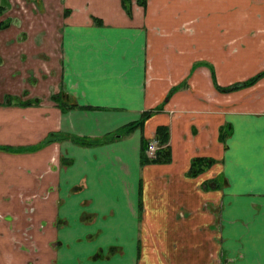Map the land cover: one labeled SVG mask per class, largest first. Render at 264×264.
<instances>
[{
    "label": "crops",
    "instance_id": "crops-1",
    "mask_svg": "<svg viewBox=\"0 0 264 264\" xmlns=\"http://www.w3.org/2000/svg\"><path fill=\"white\" fill-rule=\"evenodd\" d=\"M0 5V264H264V0Z\"/></svg>",
    "mask_w": 264,
    "mask_h": 264
},
{
    "label": "trees",
    "instance_id": "trees-1",
    "mask_svg": "<svg viewBox=\"0 0 264 264\" xmlns=\"http://www.w3.org/2000/svg\"><path fill=\"white\" fill-rule=\"evenodd\" d=\"M1 9H2V6L0 5V11H1ZM262 73H264V69L259 70V71L255 72V73H253L252 75L248 76L245 79L236 80V81L230 82L229 84H227L225 86H221V85L217 84L216 82L215 83H216V85H217L218 88L231 89V88H235V87L241 86V85L246 84V83L253 82ZM51 96L54 99H57L59 105L62 106V107L63 106H66V105L72 104V102H67L64 99V97H66V96L61 91H57V92L51 93ZM147 113L148 112H145L143 114V116L146 115ZM142 119H143V117H141L139 120H136V121L131 122L130 125H133L135 123H141L142 122ZM154 137H155V139L157 141V146H156L155 150L152 153H148L147 152V146H148L149 140H147L146 138H143L141 158L142 159H146V158H152V159H168L169 156H170V154H169V147H168V144H167V139H168V127H167V125L164 124V123L159 124L156 127V129H155ZM200 158H202V157L201 156H197V157L193 158V162L194 163L198 162V160Z\"/></svg>",
    "mask_w": 264,
    "mask_h": 264
},
{
    "label": "built area",
    "instance_id": "built-area-1",
    "mask_svg": "<svg viewBox=\"0 0 264 264\" xmlns=\"http://www.w3.org/2000/svg\"><path fill=\"white\" fill-rule=\"evenodd\" d=\"M155 146H156V144H155V141H154V140H152V141H150V142L148 143V149H149L150 151H152V150L155 148Z\"/></svg>",
    "mask_w": 264,
    "mask_h": 264
},
{
    "label": "rangeland",
    "instance_id": "rangeland-1",
    "mask_svg": "<svg viewBox=\"0 0 264 264\" xmlns=\"http://www.w3.org/2000/svg\"><path fill=\"white\" fill-rule=\"evenodd\" d=\"M1 1V0H0Z\"/></svg>",
    "mask_w": 264,
    "mask_h": 264
}]
</instances>
